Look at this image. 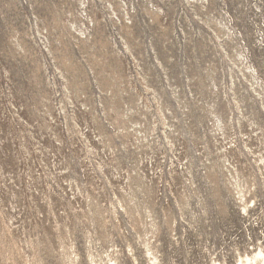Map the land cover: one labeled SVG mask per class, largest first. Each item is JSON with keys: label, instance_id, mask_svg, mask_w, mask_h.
Segmentation results:
<instances>
[{"label": "rangeland", "instance_id": "374dc122", "mask_svg": "<svg viewBox=\"0 0 264 264\" xmlns=\"http://www.w3.org/2000/svg\"><path fill=\"white\" fill-rule=\"evenodd\" d=\"M264 253V0H0V264Z\"/></svg>", "mask_w": 264, "mask_h": 264}, {"label": "bare ground", "instance_id": "6f19581e", "mask_svg": "<svg viewBox=\"0 0 264 264\" xmlns=\"http://www.w3.org/2000/svg\"><path fill=\"white\" fill-rule=\"evenodd\" d=\"M255 257L258 258L260 264H264V253L258 252L255 255ZM239 264H257V263L247 258L246 261H240Z\"/></svg>", "mask_w": 264, "mask_h": 264}]
</instances>
